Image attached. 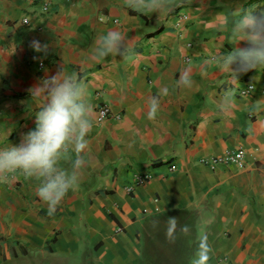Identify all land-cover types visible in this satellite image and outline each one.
<instances>
[{
    "label": "crops",
    "instance_id": "1",
    "mask_svg": "<svg viewBox=\"0 0 264 264\" xmlns=\"http://www.w3.org/2000/svg\"><path fill=\"white\" fill-rule=\"evenodd\" d=\"M253 8L264 9V0H191L158 21L125 0H0V147L19 145L35 128L29 90L60 70L79 75L94 109L91 164L54 215L35 180L0 183V264H195L205 236L209 264L225 256L264 264V69L237 81L215 59L233 47L218 23ZM110 29L130 41L127 60L92 58ZM33 40L49 45L47 56ZM185 70L190 88L179 83ZM248 84L253 92L240 94ZM163 87L169 94L150 120L148 100ZM226 92L237 101L228 116L218 107ZM102 104L112 114L98 122ZM252 104L261 109L254 116ZM240 148L243 167L201 162ZM147 173L150 180L134 184ZM169 217L178 224L174 243L165 236Z\"/></svg>",
    "mask_w": 264,
    "mask_h": 264
},
{
    "label": "clouds",
    "instance_id": "2",
    "mask_svg": "<svg viewBox=\"0 0 264 264\" xmlns=\"http://www.w3.org/2000/svg\"><path fill=\"white\" fill-rule=\"evenodd\" d=\"M191 0H125V5L142 15L157 13L158 21ZM220 31L232 37L231 51L217 52L215 57L220 72L237 80L238 75L264 69V9L242 10L230 19L218 23ZM244 42V47L238 46ZM30 47L36 53L48 55L49 45L33 40ZM132 54L131 43L119 29H110L96 38L92 58L103 61L108 56L127 60ZM238 81V80H237ZM181 86L192 87L190 70L181 73ZM31 101L37 106L35 128L24 135L19 145L0 147V183H11L22 175L38 183L36 195L47 205L52 216L68 193L76 192L83 179V169L91 164L88 136L94 125V109L89 100L88 87L75 72L42 78L30 90ZM167 87L148 100V118L154 120L161 108V96ZM237 106L234 95L225 93L218 101L220 111L228 116ZM252 104L250 116L259 112ZM70 164L65 168L62 164ZM158 222L153 223L155 227ZM176 217H169L165 230L170 243L176 240ZM187 233V226L180 228ZM212 248L203 237L199 243L195 264H209Z\"/></svg>",
    "mask_w": 264,
    "mask_h": 264
},
{
    "label": "built area",
    "instance_id": "3",
    "mask_svg": "<svg viewBox=\"0 0 264 264\" xmlns=\"http://www.w3.org/2000/svg\"><path fill=\"white\" fill-rule=\"evenodd\" d=\"M44 9H48V7L45 6ZM184 18L186 19V16ZM22 21L24 23H28L29 19L24 17V18H22ZM254 89H255L254 84H248L240 90V94H242V95L250 94L253 92ZM111 114H112V112H111L110 107L106 104H102L101 106H99L97 108V120H98V122H103V121L107 120L111 116ZM201 162L203 164H206V165L236 164L240 167H243L245 165V151L242 148L230 149V150H227L225 153H223L222 155H219V156H213L210 158H202ZM170 169L176 170L177 165L174 163H171ZM151 178H152V174H150V173H147L144 175H139L136 177L134 184H138V185L142 184V183L150 180ZM128 188H129V190H133L134 185H129ZM222 262H223V264H231L230 259L227 256L222 258Z\"/></svg>",
    "mask_w": 264,
    "mask_h": 264
}]
</instances>
